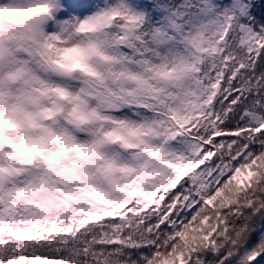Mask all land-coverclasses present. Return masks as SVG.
<instances>
[{"label": "snow or ice", "instance_id": "6c2138e0", "mask_svg": "<svg viewBox=\"0 0 264 264\" xmlns=\"http://www.w3.org/2000/svg\"><path fill=\"white\" fill-rule=\"evenodd\" d=\"M0 264H264V0H0Z\"/></svg>", "mask_w": 264, "mask_h": 264}]
</instances>
